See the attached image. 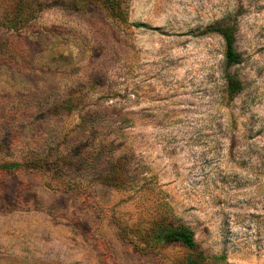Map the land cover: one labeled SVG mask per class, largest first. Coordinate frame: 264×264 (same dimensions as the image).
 I'll list each match as a JSON object with an SVG mask.
<instances>
[{"label": "rangeland", "instance_id": "1", "mask_svg": "<svg viewBox=\"0 0 264 264\" xmlns=\"http://www.w3.org/2000/svg\"><path fill=\"white\" fill-rule=\"evenodd\" d=\"M126 3L128 23L94 0H0V264L196 257L153 239L161 216L201 264H264V0ZM229 21L233 100L224 42L201 33ZM113 168L131 184L99 182Z\"/></svg>", "mask_w": 264, "mask_h": 264}, {"label": "trees", "instance_id": "2", "mask_svg": "<svg viewBox=\"0 0 264 264\" xmlns=\"http://www.w3.org/2000/svg\"><path fill=\"white\" fill-rule=\"evenodd\" d=\"M94 2L104 6L108 14L112 18L118 19L120 22H127V8L126 0H94ZM128 23V22H127ZM132 26L141 27L142 23H130ZM238 24L236 21H229L226 23H217L207 26L201 31L202 34H217L224 42V80L225 92L229 100H233L244 89V84L237 74L231 72V67L242 62L241 54L236 50V36ZM60 107L70 110L71 106L62 103ZM21 163H10L3 165V169L15 170L22 167ZM99 182L103 184L113 185L117 187H127L131 184L130 177H127L122 171L113 168L108 172L98 175ZM178 221V220H177ZM153 239L156 242L163 244H177L189 251L197 253L196 257H191L185 264H201V261L206 257L203 255L200 243L195 239L193 230L183 224L174 221L171 216H161L160 221L152 228ZM214 259L223 258L224 255H212Z\"/></svg>", "mask_w": 264, "mask_h": 264}]
</instances>
